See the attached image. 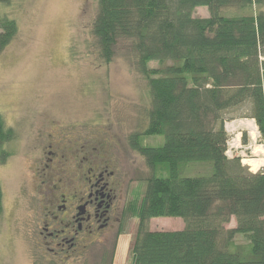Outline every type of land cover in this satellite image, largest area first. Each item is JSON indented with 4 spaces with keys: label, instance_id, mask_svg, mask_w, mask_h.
Here are the masks:
<instances>
[{
    "label": "trees",
    "instance_id": "1",
    "mask_svg": "<svg viewBox=\"0 0 264 264\" xmlns=\"http://www.w3.org/2000/svg\"><path fill=\"white\" fill-rule=\"evenodd\" d=\"M12 1L0 0V53L18 33L1 9ZM92 31L108 61L128 42L149 89L146 126L130 138L149 170L132 264H264V171L228 156L225 126L227 111L247 106L264 138V0H98ZM14 130L0 114L1 162ZM156 135L159 145L143 143ZM196 164L207 171L189 173ZM158 217L185 226L151 230Z\"/></svg>",
    "mask_w": 264,
    "mask_h": 264
},
{
    "label": "rangeland",
    "instance_id": "2",
    "mask_svg": "<svg viewBox=\"0 0 264 264\" xmlns=\"http://www.w3.org/2000/svg\"><path fill=\"white\" fill-rule=\"evenodd\" d=\"M1 9L17 21L18 33L0 53V114L16 133L7 143V159L0 161L4 206L0 264H48L30 237L40 205V196L32 189L37 183L31 170L35 162L32 145L37 128L45 126L40 129L45 132L55 125L70 137L95 136L97 142L120 156L122 169L130 171L127 191L131 216L116 246L114 242L98 246L68 264H109L113 249V264H132L131 248L149 170L130 146V138L146 126L150 96L128 42L118 44L112 60L102 56L92 31L98 0H13ZM194 15L207 17L208 8L198 7ZM150 66L158 67L156 62ZM248 114L247 106L226 112L225 126L234 147L229 157L239 158L248 171L256 173L264 171V166L253 169L245 161L264 159V138L256 123L251 129L247 127L252 122ZM142 140L156 146L163 137L144 136ZM188 170L206 172L207 166L190 165ZM236 225L232 218L226 227ZM184 226L180 217H158L149 222L151 230H181ZM237 242L245 243L246 239L239 235ZM101 254L106 255L105 260Z\"/></svg>",
    "mask_w": 264,
    "mask_h": 264
},
{
    "label": "flooded vegetation",
    "instance_id": "3",
    "mask_svg": "<svg viewBox=\"0 0 264 264\" xmlns=\"http://www.w3.org/2000/svg\"><path fill=\"white\" fill-rule=\"evenodd\" d=\"M41 128L45 126L35 130L32 145L37 182L32 189L40 196L31 228L33 245L48 264H68L98 246H116L131 216L130 171L95 136L70 137L56 125L45 132ZM114 254L115 249L109 261Z\"/></svg>",
    "mask_w": 264,
    "mask_h": 264
},
{
    "label": "bare ground",
    "instance_id": "4",
    "mask_svg": "<svg viewBox=\"0 0 264 264\" xmlns=\"http://www.w3.org/2000/svg\"><path fill=\"white\" fill-rule=\"evenodd\" d=\"M245 162L250 164V166H252L253 169H257L259 166H264V159H259V160L250 159V160H246Z\"/></svg>",
    "mask_w": 264,
    "mask_h": 264
},
{
    "label": "built area",
    "instance_id": "5",
    "mask_svg": "<svg viewBox=\"0 0 264 264\" xmlns=\"http://www.w3.org/2000/svg\"><path fill=\"white\" fill-rule=\"evenodd\" d=\"M240 143V142H239ZM227 146H228V148H227V154H228V156H229V153H230V150L232 149V148H234L233 147V145L231 144V142H230V138L228 137V140H227ZM235 151V150H234ZM233 151V152H234Z\"/></svg>",
    "mask_w": 264,
    "mask_h": 264
},
{
    "label": "crops",
    "instance_id": "6",
    "mask_svg": "<svg viewBox=\"0 0 264 264\" xmlns=\"http://www.w3.org/2000/svg\"><path fill=\"white\" fill-rule=\"evenodd\" d=\"M251 126H247L249 129H251L252 127H254V123H255V120L251 118ZM250 122V121H249ZM246 125V124H245ZM249 125V124H248ZM256 125V124H255ZM252 133V132H251Z\"/></svg>",
    "mask_w": 264,
    "mask_h": 264
}]
</instances>
